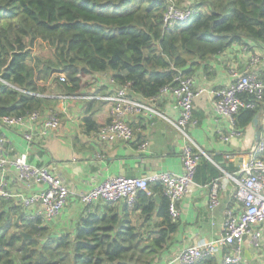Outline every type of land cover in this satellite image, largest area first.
Segmentation results:
<instances>
[{"label":"trees","instance_id":"obj_1","mask_svg":"<svg viewBox=\"0 0 264 264\" xmlns=\"http://www.w3.org/2000/svg\"><path fill=\"white\" fill-rule=\"evenodd\" d=\"M177 1L196 12L165 28L166 0H0V116H22L54 100L41 95L79 94L100 73L126 85L131 97L149 99L244 39L264 42V0ZM257 112L241 110L236 126L251 125ZM85 123L89 131L98 128L90 116ZM199 157L197 183L210 184L223 176L221 169L238 171L223 156L212 157L218 168ZM0 205L15 216L0 226V264H158L177 230L168 199L157 202L144 191L133 208L152 226L132 225L127 206L105 202L70 231L53 235L41 217H26L9 200Z\"/></svg>","mask_w":264,"mask_h":264},{"label":"crops","instance_id":"obj_2","mask_svg":"<svg viewBox=\"0 0 264 264\" xmlns=\"http://www.w3.org/2000/svg\"><path fill=\"white\" fill-rule=\"evenodd\" d=\"M244 41V46H232L224 53L214 56L190 76L193 78V86L201 89V92L193 100V123L188 126L187 132L195 145V150L202 152L204 155L200 156H204L217 168L218 165L212 157L220 155L237 165L235 157L244 156L248 152L255 143V132L262 129L264 105L260 108L262 111L259 109L261 113L258 126L251 124L240 128V137L224 140V136L230 131V124L226 118L217 115L212 109V90L231 81L233 72H254L264 77V42L256 43L247 39ZM253 55H258L257 63L251 62ZM109 78L110 75L107 73L97 74L79 93L95 97L93 99L65 101L54 99L48 103L47 106L55 109L60 118L56 134L47 135L38 142L27 143L21 137L19 129L2 130L8 145L27 153L31 164L46 166L60 176L70 191L64 208L47 223L53 235L70 231L71 226H74L81 216L97 210L96 206L99 203H105L98 201L84 205L77 197L80 192L86 191L105 178L116 174L138 176L151 170L174 173H180L182 170L183 138L171 123L157 115H127L126 120L135 136L134 141L129 143L101 141L95 135L96 130H87L85 123L87 116H90L98 127L110 119V103L100 98L112 92L113 87ZM174 101L170 93L149 100L157 111L167 114H171ZM143 142H147V146L141 150L139 144ZM226 155L232 158H226ZM199 161L200 157L198 163ZM221 171L223 176L214 179L210 184L197 183L193 178V183L177 203L179 216L173 221L177 230L169 235L165 248L158 258V264L172 260L186 245H200L214 239L221 233L225 211L229 208H238V201L234 197V185L225 176L226 172L222 169ZM9 181L12 184L11 178ZM156 184H149L146 194L159 202L164 194ZM214 184L218 202L210 209L209 196ZM14 188L24 193L43 189L36 184H15ZM2 209L5 211L4 207ZM126 212L134 226L153 225L151 221L143 222L144 218L139 209L126 207ZM25 215L31 217L26 213ZM41 218L45 220L43 216ZM261 227L263 239L259 250L253 247L248 238L244 239L243 255L245 257L244 253L247 252L249 259L245 257L243 264H264V224ZM215 259L219 264L218 258Z\"/></svg>","mask_w":264,"mask_h":264},{"label":"built area","instance_id":"obj_3","mask_svg":"<svg viewBox=\"0 0 264 264\" xmlns=\"http://www.w3.org/2000/svg\"><path fill=\"white\" fill-rule=\"evenodd\" d=\"M195 12L196 10L190 6L179 5L177 0H166L163 27L185 24L191 20ZM244 45L245 41L239 46ZM258 61V55H253L251 62ZM59 79L64 81V75H60ZM176 80L175 87L163 86L157 96L145 101L143 98L131 97L126 85H116L110 77L112 92L100 97L110 103V119L97 128L95 135L101 141L129 143L134 141L135 136L126 116L157 115L171 123L183 138L181 172L151 170L138 176L112 175L80 192L77 197L81 204L90 205L104 201L120 202L127 207H133L139 192H147L149 184L157 183L168 199L171 220L175 221L178 218L177 203L193 183L198 157L204 154L199 150L195 151V145L187 132L188 126L193 123V100L201 89L193 86V78L190 76L178 77ZM167 93L175 100L171 114L157 111L149 102L150 99H157ZM212 95L213 111L226 118L230 124V131L224 136V140L238 138L241 135L240 128L236 126L238 113L245 109L257 110L264 105V77L254 72H233L231 81L212 90ZM41 96L59 101L95 98L80 94ZM261 122L262 129L259 130L258 140L244 156L235 157L238 171L235 174L225 173L234 185V197L238 201V208H229L225 211L221 233L203 244L186 245L172 260L162 264H195L209 257L218 258L219 264H243L245 257L242 247L245 238L249 239L254 248L260 249L263 239L261 226L264 224V119ZM59 125L58 112L49 106L22 116H0V201L15 202L13 205L20 207L28 216L31 218L43 216L46 223L64 208L70 191L60 176L46 166L31 164L27 153L8 145L3 131L19 129L21 137L27 143H34L47 135L56 134ZM146 146L147 142H143L139 144V149H145ZM226 158L232 157L226 155ZM9 178L12 179V184ZM15 184H36L43 189L24 193L14 188ZM217 202V189L214 184L209 196V208L212 209Z\"/></svg>","mask_w":264,"mask_h":264},{"label":"water","instance_id":"obj_4","mask_svg":"<svg viewBox=\"0 0 264 264\" xmlns=\"http://www.w3.org/2000/svg\"><path fill=\"white\" fill-rule=\"evenodd\" d=\"M260 113H261V111H259V112H257V113L255 114V116H254V118H253V120H252V125H253V126H258V123H259V114H260ZM259 135H260V131L257 129V131H256L255 134H254V139H255V141L258 140ZM24 237H28V238H29V236H28V235H25V234H24ZM244 254H245V257H247V258L249 259V255H248V253L245 252Z\"/></svg>","mask_w":264,"mask_h":264},{"label":"rangeland","instance_id":"obj_5","mask_svg":"<svg viewBox=\"0 0 264 264\" xmlns=\"http://www.w3.org/2000/svg\"><path fill=\"white\" fill-rule=\"evenodd\" d=\"M49 95H51V93H49ZM0 212H4L5 214L3 217L4 223L0 224V226H5L6 224H10L11 222L15 220V216L13 214L8 213L6 210L5 211L3 209L1 210V207H0ZM16 212H18V210Z\"/></svg>","mask_w":264,"mask_h":264}]
</instances>
